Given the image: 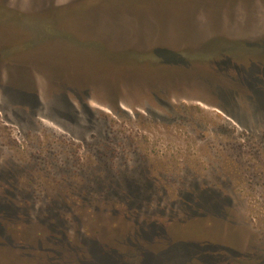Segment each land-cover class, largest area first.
<instances>
[{
  "label": "rangeland",
  "instance_id": "1",
  "mask_svg": "<svg viewBox=\"0 0 264 264\" xmlns=\"http://www.w3.org/2000/svg\"><path fill=\"white\" fill-rule=\"evenodd\" d=\"M0 264H264V0H0Z\"/></svg>",
  "mask_w": 264,
  "mask_h": 264
},
{
  "label": "trees",
  "instance_id": "2",
  "mask_svg": "<svg viewBox=\"0 0 264 264\" xmlns=\"http://www.w3.org/2000/svg\"><path fill=\"white\" fill-rule=\"evenodd\" d=\"M13 16H18V14L16 12L12 13ZM36 17V16H35Z\"/></svg>",
  "mask_w": 264,
  "mask_h": 264
}]
</instances>
